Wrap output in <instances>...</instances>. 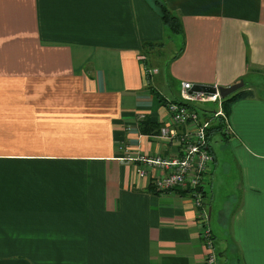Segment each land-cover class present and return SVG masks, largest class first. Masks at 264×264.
I'll list each match as a JSON object with an SVG mask.
<instances>
[{
    "label": "crops",
    "instance_id": "crops-1",
    "mask_svg": "<svg viewBox=\"0 0 264 264\" xmlns=\"http://www.w3.org/2000/svg\"><path fill=\"white\" fill-rule=\"evenodd\" d=\"M152 1L0 0V264H203L190 195L126 157L175 151L136 125L169 119L153 90L264 79V0H161L183 26L174 59ZM228 124L238 193L217 200L213 146L205 187L217 264H264V93Z\"/></svg>",
    "mask_w": 264,
    "mask_h": 264
},
{
    "label": "built area",
    "instance_id": "built-area-1",
    "mask_svg": "<svg viewBox=\"0 0 264 264\" xmlns=\"http://www.w3.org/2000/svg\"><path fill=\"white\" fill-rule=\"evenodd\" d=\"M140 59L144 62L145 58L141 56ZM144 71L150 73L145 64ZM193 86L194 84L190 82L181 83L179 91L181 103L167 104L169 119L158 129V137L167 144L174 145L175 151L167 156L137 151L133 155H128L126 159L143 165L138 169L140 176L147 174L146 167L157 170L152 181L157 190L163 192L183 190L190 195L196 208L200 236L205 249L203 264H217L210 211L206 204L205 187L214 162L206 140V129L214 118L224 116L221 108L223 98L217 85H213L216 89L214 93L197 91ZM200 102H218L219 107L212 114L200 108L198 106ZM143 119L145 114L139 113L136 125Z\"/></svg>",
    "mask_w": 264,
    "mask_h": 264
},
{
    "label": "trees",
    "instance_id": "trees-1",
    "mask_svg": "<svg viewBox=\"0 0 264 264\" xmlns=\"http://www.w3.org/2000/svg\"><path fill=\"white\" fill-rule=\"evenodd\" d=\"M152 2L153 3L151 6L156 8L162 24L166 26L173 34L181 35L183 37L184 32H183V26H182V22L180 18L175 13H173L163 1L153 0ZM182 49H183V46H181V48L178 50L177 55H175L172 59L176 58L182 52ZM244 87L239 89L236 93L222 99L221 108H222L224 116L219 115L216 118H214L211 125L206 129L207 144H208L209 150L211 151L213 155L214 160H215L214 151H213V147L211 143L217 135L220 136L222 141L229 139L230 137L229 135L231 133L228 129L229 128L228 118L231 113V108H232L233 103L242 98H247V97L252 96L253 92L251 90L245 89ZM153 92L156 94L158 100L165 105H167L169 102L181 103L179 96L174 98L173 100L168 101L165 97H163L157 91L153 90ZM225 118L227 119V121ZM159 126L160 125L158 123L152 122L148 117H145V119L140 121L138 125L140 133L148 134V135L155 134ZM151 185H154V184L152 183ZM175 191L183 192V193L185 192L183 190H175ZM157 192H160V191L157 190Z\"/></svg>",
    "mask_w": 264,
    "mask_h": 264
},
{
    "label": "rangeland",
    "instance_id": "rangeland-1",
    "mask_svg": "<svg viewBox=\"0 0 264 264\" xmlns=\"http://www.w3.org/2000/svg\"><path fill=\"white\" fill-rule=\"evenodd\" d=\"M155 11L156 8L151 6ZM164 26V25H163ZM165 32H167V46L168 48L165 50L164 54L166 58H170L172 55H174L178 48H179V42L180 37L177 34H173L166 26H164ZM264 75V73H263ZM259 81L255 87H253L254 94L257 93H264V79H261L258 77V75H251L247 79L244 80L245 84L248 85L249 83ZM198 106L202 109H205L207 112L212 113L213 111L217 110L219 105L218 102H200L198 103ZM221 138L219 135H217L214 140L212 141V146L214 147L216 153L218 154L219 161H218V170H217V180H220V183L222 181L221 186L218 188V195L217 200L223 201L225 195L227 193L229 194V197L235 200L234 194H235V188L238 193V188L236 187L235 183L238 179L239 173L236 167V164L233 160V156L230 154V150L225 145L221 144ZM219 146H222L219 148ZM217 164V163H216Z\"/></svg>",
    "mask_w": 264,
    "mask_h": 264
},
{
    "label": "water",
    "instance_id": "water-1",
    "mask_svg": "<svg viewBox=\"0 0 264 264\" xmlns=\"http://www.w3.org/2000/svg\"><path fill=\"white\" fill-rule=\"evenodd\" d=\"M243 80H239L236 83H232L228 86H218L219 94L222 98H226L232 94H234L236 91L241 89L243 87ZM194 90L197 91H204V92H215V87L213 85H207V84H194L193 86Z\"/></svg>",
    "mask_w": 264,
    "mask_h": 264
}]
</instances>
